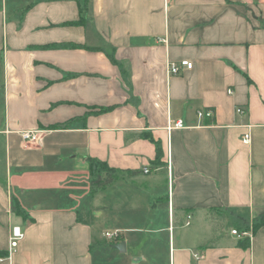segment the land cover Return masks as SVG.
<instances>
[{
  "label": "crops",
  "instance_id": "0c3cea01",
  "mask_svg": "<svg viewBox=\"0 0 264 264\" xmlns=\"http://www.w3.org/2000/svg\"><path fill=\"white\" fill-rule=\"evenodd\" d=\"M87 158L124 173L89 197ZM154 212L169 264H264V0H0V264H94L104 233L127 244L113 215ZM221 213L248 235L212 229Z\"/></svg>",
  "mask_w": 264,
  "mask_h": 264
},
{
  "label": "rangeland",
  "instance_id": "374dc122",
  "mask_svg": "<svg viewBox=\"0 0 264 264\" xmlns=\"http://www.w3.org/2000/svg\"><path fill=\"white\" fill-rule=\"evenodd\" d=\"M220 214V213H219ZM166 216L160 212H154L148 221L151 224L148 226L142 225V221L137 219L124 218L121 215H113L111 218L113 229L123 230L124 238L127 241L126 251L119 252L111 248V243L120 240V235L115 239L109 240L108 233L103 235V247L95 246L93 249L94 264H169V248H168V230L160 233L150 232L149 230L157 228H166ZM213 227L212 229L218 230L224 227L227 234H230L232 229L237 226H248L241 222L235 216L230 214L221 213L217 216L211 214L208 219ZM142 229L141 231H130L127 229ZM112 230L111 233H113ZM119 231V230H118ZM116 231V232H118ZM186 232V242H196L203 239V227L196 222H192L191 226L184 229ZM111 242V243H110Z\"/></svg>",
  "mask_w": 264,
  "mask_h": 264
},
{
  "label": "trees",
  "instance_id": "16d2710c",
  "mask_svg": "<svg viewBox=\"0 0 264 264\" xmlns=\"http://www.w3.org/2000/svg\"><path fill=\"white\" fill-rule=\"evenodd\" d=\"M79 7H80V14H81L80 21L83 22L84 19L82 18V15L86 8V5L84 3V5H80ZM150 140L153 141L151 138ZM153 142L155 144L156 158L158 160L161 155V148L157 142L155 141ZM86 161L88 164V171H89V197H93L99 190L105 189L106 187L110 186L124 173L122 171L110 168L106 162L100 161L98 159L87 158ZM138 173L139 172L137 171L127 172L129 176L136 175ZM90 216L91 214L89 212H78L77 221L81 224L88 225L89 222L92 220V217ZM240 218L242 217L240 216ZM245 224L247 225V223ZM262 226H264V213L261 214L255 220V223L252 225L251 229L253 232H255L257 229H259ZM233 230H236L238 233L247 232L248 226H237L236 229H233ZM112 243H118V241H115ZM242 244H244V242ZM7 256L8 254L6 252L0 251V258H6Z\"/></svg>",
  "mask_w": 264,
  "mask_h": 264
},
{
  "label": "built area",
  "instance_id": "2783aa9c",
  "mask_svg": "<svg viewBox=\"0 0 264 264\" xmlns=\"http://www.w3.org/2000/svg\"><path fill=\"white\" fill-rule=\"evenodd\" d=\"M181 67H185L186 69H191L192 68V64L188 61H180V62H169L168 63V72L171 75H178L180 73V68ZM228 94H232V91L229 90ZM236 113L237 114H242L243 110L241 108H236ZM214 112L213 110H201L197 113L198 118L202 119V118H213ZM173 127L175 128H183V125L181 122H177L173 125ZM21 135V139L23 140V142L25 143H34L38 141L39 138V131H24L20 133ZM250 142V138L248 134H245L243 136V143L244 144H249ZM147 169H144V173H147ZM189 220H190V216L187 217V222H186V226L189 225ZM231 234L235 235V236H247L248 233L247 232H243V233H238L236 230H232ZM118 232H113V233H108L107 234V238L109 240L111 239H115L118 236ZM23 234L20 232V229L18 227H14L12 228L11 231V237H10V249H14L17 247L18 242L22 239ZM195 258H197V255H194ZM7 258V257H6ZM6 258H0V262L3 261Z\"/></svg>",
  "mask_w": 264,
  "mask_h": 264
},
{
  "label": "water",
  "instance_id": "95a60500",
  "mask_svg": "<svg viewBox=\"0 0 264 264\" xmlns=\"http://www.w3.org/2000/svg\"><path fill=\"white\" fill-rule=\"evenodd\" d=\"M111 248L112 249H116L119 252H125L126 251L125 242H120V243L114 244V245L111 246Z\"/></svg>",
  "mask_w": 264,
  "mask_h": 264
}]
</instances>
